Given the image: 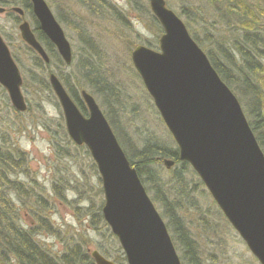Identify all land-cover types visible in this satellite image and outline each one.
Masks as SVG:
<instances>
[{
  "label": "rangeland",
  "instance_id": "1",
  "mask_svg": "<svg viewBox=\"0 0 264 264\" xmlns=\"http://www.w3.org/2000/svg\"><path fill=\"white\" fill-rule=\"evenodd\" d=\"M15 1L7 0V3L0 4V7L4 8V12L0 13V33L20 69L26 107L24 110L17 109L0 84V147L2 148L0 151L11 152L12 158L18 162V166L12 165L7 175L8 180L29 189L27 192L30 196L28 205L25 202L27 208L22 207L24 199L16 191H13L12 202L15 203L24 224L30 227L36 225L30 209L37 206L32 204L37 195L49 200V206L54 210L49 209L47 226L41 228L36 237L54 254L63 251L66 244L78 245L83 249L86 248L91 257L94 250L105 251L113 260L117 257L120 262L121 259L115 253L118 247L121 249L120 245L114 242L113 246V238L104 231L101 223L95 225L92 220L87 222L93 211L96 213L99 211L97 210L99 200L100 202L102 200L99 205L102 207L104 200L102 179L97 167L95 170L90 166L91 160L94 164L95 162L86 146H78L77 150H73L74 154L64 147L60 140L58 124L65 125V118L58 98L54 92L43 91L30 79L32 72L39 71L32 61L33 48L23 40L19 25L23 20H27L35 31V24L29 14L21 18L13 9L14 7L23 9L21 5L14 4ZM149 1L107 0L105 4L99 0H92L88 5L80 0H46L71 44L73 61L70 65H66L68 74L85 73L80 66L84 65V61L93 59L85 47V38H91L96 43L93 42L94 50L99 54L98 58L95 57L99 60V67L94 59L92 65L106 81L112 83V88L119 94L118 100L121 105L116 101L104 100L98 92L93 93L91 90L93 88L85 83L82 89H79V94L86 106L81 95V91L86 89L95 97L106 115H109L106 112H110L112 108L113 116L115 115V120L112 122L115 127L112 128L123 148L134 158H137L134 153L140 154L144 146V138L154 139L157 144L168 149L177 147L131 59V52L135 46L140 44L150 46L155 43L159 45L161 29L159 21L152 18ZM260 2L264 6V0ZM165 3L168 8L184 17L183 20L185 15L188 17L189 24L202 41L204 50L210 49L213 53L218 51L213 38L225 44L229 40L232 41L230 37H233L235 22L233 19L230 22L224 19L226 12L218 14L216 10H219V7L215 3L208 0H165ZM91 4L96 5L97 8H91ZM182 7L192 14L184 15ZM102 10L104 12L101 14ZM96 12L97 14H94ZM61 20L64 22L62 23ZM203 21L205 24L202 23ZM81 60L83 63H80ZM42 70L41 77H43ZM233 89L245 110L249 107L244 94L247 90H243L239 85L234 86ZM248 119L252 118L248 115ZM261 131L264 132V129ZM58 147L61 150H68L69 156L73 159L70 157L65 159L63 154L58 155ZM87 152L90 157L87 156ZM18 154L25 158L19 160ZM165 160L173 159L166 156L155 166L161 172L162 178L172 184L175 172L179 171L189 184L190 196L185 198L189 201L185 202L180 215L198 246L202 264H261L225 217L190 164L184 168L175 164L167 168ZM1 167L3 168L0 165ZM155 167L153 166L154 169ZM65 175L68 176L65 180L67 186L59 182L60 176ZM55 182L61 186L59 193L63 194V198L55 190L54 186L56 185V188L58 186ZM74 186L82 190L84 196L94 201L96 209H93L94 205L86 208L87 204L79 203L80 209L77 203L75 205L72 203L78 199V195L73 193ZM149 186L146 184L148 190ZM24 191L23 189L19 193ZM97 191L99 193H96ZM154 193L155 191H149L151 196ZM169 196L172 199V196ZM157 206L161 208V212L162 204L158 202ZM82 208L87 211H83ZM78 211H82L84 215H78L80 213ZM37 212L39 211L34 213ZM80 216L81 222L78 221Z\"/></svg>",
  "mask_w": 264,
  "mask_h": 264
},
{
  "label": "water",
  "instance_id": "2",
  "mask_svg": "<svg viewBox=\"0 0 264 264\" xmlns=\"http://www.w3.org/2000/svg\"><path fill=\"white\" fill-rule=\"evenodd\" d=\"M30 1L40 29L66 64H71V44L48 3ZM149 2L164 30L160 48L136 46L133 64L174 137L179 159L193 167L228 221L264 264V151L239 99L184 21L165 0ZM13 9L24 16L21 8ZM19 29L23 40L49 62L30 23L23 20ZM49 78L68 135L76 144H85L97 164L105 196L102 212L127 263L182 264L165 221L95 98L82 90L89 111L85 116L59 78L54 73ZM0 84L7 89L13 105L24 110L22 76L1 34ZM173 162L165 160L168 168ZM92 255L96 264H116L98 251Z\"/></svg>",
  "mask_w": 264,
  "mask_h": 264
},
{
  "label": "trees",
  "instance_id": "3",
  "mask_svg": "<svg viewBox=\"0 0 264 264\" xmlns=\"http://www.w3.org/2000/svg\"><path fill=\"white\" fill-rule=\"evenodd\" d=\"M80 1L82 3L85 2L88 5L92 2V0ZM99 1H102L105 4L107 2V0ZM208 1L213 4L215 3V5L219 7V10H216L218 14L226 12V17L224 19H226L227 22H230L233 19V22H235V24H233V37L234 35L237 36H235L234 39L233 37H230L232 41L229 40L227 44L213 38V43L216 45L218 51L213 53L212 50L206 49L205 52L215 70L234 93L235 91L233 87L237 85L241 86L243 90H247L244 94L247 97L246 100H248L249 107H245V113L247 117L249 115L252 118L249 120L250 125L264 151V132L261 131L264 129V6L260 4L262 3L260 0ZM5 3H7V0H0V4ZM13 3L21 5L25 11V14H29L32 17L35 24L34 29L37 38L46 49L50 58V62L46 64L38 54L31 50L34 54L32 57V61H34L33 64L39 72H32L30 74V79L36 84L37 87H40L43 91L53 93L47 75L48 70V72H55L73 100L79 106L81 112L85 115L87 114V108L79 94V89L83 87V83L87 84L88 86L90 85L93 88L91 89L92 92H98V94L101 95L104 100L116 101L117 104L121 105L118 100L119 94L116 90H114V88H112V83L106 81L104 76L101 73H98L92 65L94 59L95 64L97 63V66L99 67V60L95 59V57L98 58L97 56H99V54L96 50H94V44L96 43L92 41L91 38H85L84 42L86 45L83 43V45H85V47L89 50V53L92 55L91 57H93L91 60H86L88 64L84 61V65L87 64V66H80V69L83 67L81 70L85 73H83V75L80 73L79 75L68 74L66 71V68L68 67H66V64L58 54L56 47L40 30L39 23L33 15L32 4L30 0H16ZM90 7L93 9L97 8V6L94 4H91ZM182 9L184 15L185 13H191L187 12L185 7H182ZM103 12L104 10H102L101 14ZM94 14H97V12ZM152 18L156 19L154 15H152ZM61 22L63 23L64 20H61ZM184 22L195 41L203 48L202 41L194 33L186 15ZM202 23L205 24V21ZM213 23L215 24V22ZM159 28L162 32V27L160 24ZM150 46L155 47L157 44L155 43ZM80 63H83V60H81ZM41 70L43 71V77H41ZM73 78L74 83H77L76 85L73 83ZM75 86H78L79 88H76ZM106 113L109 114H105V116L107 119H109L108 121L110 125L115 127L112 123L115 120V115L113 116L114 111L111 108V111ZM58 126L61 142L65 148L74 154L75 152L73 150H77L78 145L76 146L73 144L63 123L58 124ZM143 142L144 146L141 149L140 154L134 153V156L137 158H134L127 152V150H125L126 154L128 155L131 164L135 166L145 186L146 184L150 185L149 190L146 187L148 193L149 191H155L154 195L151 196L152 200L156 205L158 202L162 204V206H160L162 207L161 214L166 220L172 239L180 254L183 264H202L199 257L200 255L198 254V246L193 236L189 232L185 220L180 215V211L183 209L184 204L189 201L185 200L186 197L190 196L188 189L189 184L183 177V174L179 171L175 172L172 179L173 182L171 184L162 178L163 176L157 169L158 167H155L157 166L156 163L162 161L166 156L173 159L175 161V165H181L183 168L188 166L189 163L179 160V152L177 147L168 149L165 146L157 144L154 139L149 138H144ZM0 149L2 148L0 147ZM57 149L59 152L57 153L58 155L63 154V158L66 159L70 157L73 159L72 156H69L70 153L68 150H61L59 147ZM18 155L20 156L19 160L25 158L21 154ZM87 156L90 157L89 152H87ZM90 162V166L96 170V164H94L92 160ZM0 165L3 166V168H0V264H96L94 259L87 252L86 248L85 250L78 245L71 246L66 244L63 251L54 254L40 241H38L36 235L39 234L41 228L47 226V213L49 209H54L49 206L48 199L37 195L36 200L32 203L36 204L37 206H35L33 209H30L36 225H30L29 227L24 224V220L20 218L18 210L15 207V203L12 202V199L14 201L13 191L18 192L22 199H24L22 207H26L25 202L28 205L27 201L30 196L29 192H27L29 189L21 187L19 183H15L14 181L11 182L7 178V175H9V172L12 169V165L18 166V162L12 158L11 152L0 151ZM66 179H68V176H60V184H65L64 186H67L65 182ZM2 184H4V186ZM54 188L56 191H58V194L61 197L63 195L59 193L61 186L58 185L56 188L55 185ZM2 189H4V192H2ZM23 189L25 191L23 193H19L22 192ZM100 191L101 189L99 192ZM99 192L97 191L96 193ZM73 193L78 195V199L72 202L74 205L77 203L78 208L81 207L79 203H83L87 204L86 208L94 205L93 209H96L94 201L91 198L84 196L82 190L77 189L74 186ZM169 195L172 196V199H170ZM101 202L100 200L97 202V210L99 209V211L97 213L93 211L91 216L87 218V222L92 220L95 225L97 223H101L102 228L104 227V231L109 233L113 238L112 244L114 246V242L116 244H118V242L104 221L101 212V206H99ZM157 207L159 210L161 209L159 206ZM82 210L87 211L84 208H82ZM36 211L39 212L35 214L34 212ZM78 212H80L78 215H84L82 211ZM81 220L82 217L80 216L78 221L81 222ZM103 253L107 257L111 258L107 252L103 251ZM115 253L118 254V257L121 260L119 262L117 257L114 259L120 264H126L124 253L121 249H119V247L117 250H115Z\"/></svg>",
  "mask_w": 264,
  "mask_h": 264
}]
</instances>
